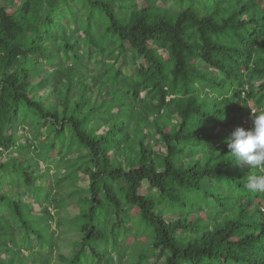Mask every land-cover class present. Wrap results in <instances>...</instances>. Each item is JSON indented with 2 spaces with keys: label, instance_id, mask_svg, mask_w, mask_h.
<instances>
[{
  "label": "trees",
  "instance_id": "obj_1",
  "mask_svg": "<svg viewBox=\"0 0 264 264\" xmlns=\"http://www.w3.org/2000/svg\"><path fill=\"white\" fill-rule=\"evenodd\" d=\"M261 108L264 0H0V264H54L61 228L57 264H264L261 173L224 143Z\"/></svg>",
  "mask_w": 264,
  "mask_h": 264
},
{
  "label": "rangeland",
  "instance_id": "obj_2",
  "mask_svg": "<svg viewBox=\"0 0 264 264\" xmlns=\"http://www.w3.org/2000/svg\"><path fill=\"white\" fill-rule=\"evenodd\" d=\"M12 11H14V9H12ZM62 24L64 26L69 25L70 26V31L77 34V32H75V30L72 28V23L70 22V20H66L63 21ZM163 52V51H161ZM95 55V50L89 49V51H85V56L87 57V59H92ZM112 60V59H111ZM47 75H41V76H36V77H32L29 80V85L31 86V89L33 91V93L40 98H47L46 104H50L53 103L55 101H57V93H56V89L55 87L53 88L51 83H49V80H47ZM175 116V115H174ZM33 152H27L24 157H33L36 158V156L33 155ZM13 156H17L15 155V153H13ZM72 180H70L69 182H71ZM68 182V183H69ZM68 183H66V185L63 187V190L56 196H54V192L52 193V198H51V203L53 205H57L59 206L58 211L59 214L62 218H70L73 217V215H75L77 213V208H76V199L77 196L74 198L69 199L66 196V193L69 192L70 190H72L73 188L79 189V188H85L87 186V177L84 175H79L78 179L74 182H72L71 186L68 185ZM3 185H7V180H5L3 182ZM73 186V187H72ZM51 210L54 212L53 207L51 206ZM200 214V210L198 212L195 213V215H199ZM166 219L169 221L170 219L173 220L172 217L167 216ZM56 235H57V239L58 241V250H56V254L54 255V257L52 258V262L54 264H57V254H63L65 256H68L69 254V250H70V246L68 245V243H70L71 241L77 240L79 239V236L77 234L71 233L69 232L66 228H61L59 230L56 231ZM34 244H36V241H33ZM139 243V242H138ZM137 244V243H136ZM133 244V248L134 250L138 248V245ZM132 252V251H130ZM0 257H2V255H0ZM160 258V253L158 252L156 254V256L152 259L149 260V262L151 264H157V261ZM122 264H134V261L132 259L129 258H125L123 259V263Z\"/></svg>",
  "mask_w": 264,
  "mask_h": 264
},
{
  "label": "clouds",
  "instance_id": "obj_3",
  "mask_svg": "<svg viewBox=\"0 0 264 264\" xmlns=\"http://www.w3.org/2000/svg\"><path fill=\"white\" fill-rule=\"evenodd\" d=\"M251 127H236L225 139L231 158L260 170L249 175L245 187L250 192L264 193V108L251 110Z\"/></svg>",
  "mask_w": 264,
  "mask_h": 264
}]
</instances>
